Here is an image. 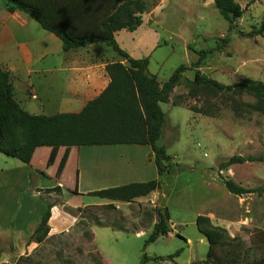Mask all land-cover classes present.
Masks as SVG:
<instances>
[{
    "label": "rangeland",
    "instance_id": "obj_1",
    "mask_svg": "<svg viewBox=\"0 0 264 264\" xmlns=\"http://www.w3.org/2000/svg\"><path fill=\"white\" fill-rule=\"evenodd\" d=\"M145 1L147 11L159 3ZM196 3L181 0L179 15L166 4L155 11L157 23L151 25L152 35L166 43L154 54L148 71L163 82L184 64L187 70L183 74L192 79L191 64L197 51L217 46L199 67L203 74L224 85L247 79L264 82V32L253 36L234 32L235 36L224 43L221 38L227 32V21L215 6L201 10ZM252 3L255 6L248 10ZM245 4L237 27L248 32L264 19V4L256 0H246ZM199 13L204 14L201 19ZM204 99V95L188 96L187 88L180 84L169 101L160 104L166 120L157 144L165 146L172 162L157 193L120 206L84 195L81 202L92 205L65 208L73 219H59L66 229L50 232L41 243L31 241L30 235L20 237L29 222L20 217L27 214L26 203L32 210L43 203L44 210L46 194H34L30 186L13 196L14 189H8L10 172L0 173V264H213L207 258L208 240L196 225L198 214L207 215L213 225L224 228L237 246L218 247L216 255L240 262L263 256L264 163L222 164L232 155L256 157L264 153V115L252 112L238 116L223 98L211 99L208 115L190 110L205 107ZM240 99L254 101L248 95ZM13 163L18 160L0 152V168H12ZM226 180L253 191L233 194L225 187ZM70 197L66 194L64 200ZM51 199L61 201L56 194ZM77 200L72 195L71 201ZM159 201L168 210L169 232L147 241Z\"/></svg>",
    "mask_w": 264,
    "mask_h": 264
},
{
    "label": "trees",
    "instance_id": "obj_2",
    "mask_svg": "<svg viewBox=\"0 0 264 264\" xmlns=\"http://www.w3.org/2000/svg\"><path fill=\"white\" fill-rule=\"evenodd\" d=\"M214 4L227 21V32L221 38L227 43L230 35L237 30V19L242 16L244 8L236 0H214ZM4 5L10 12L18 10L26 13L43 29L59 37L65 51L94 42H104L126 59L125 63L113 61L106 64L109 83L80 111L52 115L30 114L21 108L13 97L10 74L0 66L1 153L27 164L34 150L40 146L146 144L151 147L159 176L157 179L108 187L93 191L91 195L107 199L110 203L132 202L161 187L162 177L169 173L172 157L167 153L165 146L157 144L166 120L160 104L168 102L174 88L180 84L187 88L188 96H205V107L193 106L190 107L191 111L208 115L210 112L207 108L213 104L211 99L223 98L238 116L252 112L264 115V82L247 79L224 85L201 72L199 67L204 58L216 50L217 46L197 51V58L191 64L194 70L192 79L183 74L187 67L180 64L163 82H159L157 76L148 71L147 57L132 58L121 50L114 34L124 28L133 31L141 24L142 14L148 8L145 0H4ZM263 32L264 19L257 26H252L248 32L238 30V33L246 36ZM243 95L253 97L254 101H242L240 98ZM172 103L177 105L176 100ZM245 161L264 163V153L256 157L232 155L222 166ZM224 184L229 192L237 195L253 191L237 185L232 180H226ZM48 190L59 192L60 188L57 186ZM53 205L54 202L46 201L45 210L30 235L31 241L41 243L47 238ZM155 214L156 220L147 241H155L169 232L167 208L157 207ZM196 225L208 240L207 258H210L213 264H264V255L243 262L235 258L223 259L216 255L218 247L231 246L234 249L237 246L232 243L226 230L213 225L207 215L198 214ZM117 228L125 229L120 226Z\"/></svg>",
    "mask_w": 264,
    "mask_h": 264
},
{
    "label": "crops",
    "instance_id": "obj_3",
    "mask_svg": "<svg viewBox=\"0 0 264 264\" xmlns=\"http://www.w3.org/2000/svg\"><path fill=\"white\" fill-rule=\"evenodd\" d=\"M236 1L245 9L241 16L243 17L246 0ZM256 1L259 5L264 4V0ZM196 2L198 9L201 10L212 9L215 6L214 0ZM255 3L249 5L247 9L253 8ZM163 4L177 15L181 13V0H159L157 6L142 14V22L135 30L124 28L114 34L121 50L132 58L147 57L148 66L156 51L166 43H161L151 32V25L155 20L154 13L160 7L162 10ZM203 15L199 13L200 19ZM156 23L157 21L154 24ZM236 29L235 33L238 30L244 31L238 27ZM233 36L234 32L230 38ZM113 61L125 63L126 59L119 56L111 46L101 42L63 50L59 37L43 29L26 13L18 10L8 11L4 0H0V66L10 74L13 97L28 113L52 115L80 111L109 83L106 64ZM2 172H10L7 175L8 182H11L8 189L10 191L14 189L13 196L16 192L24 193L30 186L34 194H46L45 197L50 202L54 201L51 199L53 194L58 195L61 201L54 202L51 208L49 233L62 232L66 229V225L59 222V219L60 221L73 219L65 208L76 209L92 205L81 202L84 195H91L93 191L108 187L144 182L159 177L154 153L146 144L40 146L34 150L29 163L18 161L12 164V168H0V173ZM57 186L60 188L59 192L48 190ZM157 191L158 189L134 201L148 199V196ZM66 194H71L70 200L66 198L64 200ZM72 195L79 200L72 202ZM100 199L103 200L100 203L110 202L107 199ZM113 203L120 206L130 202ZM43 205L39 202L37 209L32 210L26 203L24 211L27 214L20 219H29V222L24 230L21 229L23 234L19 235L20 237L33 233L45 210H42ZM157 206L163 208L160 201Z\"/></svg>",
    "mask_w": 264,
    "mask_h": 264
}]
</instances>
